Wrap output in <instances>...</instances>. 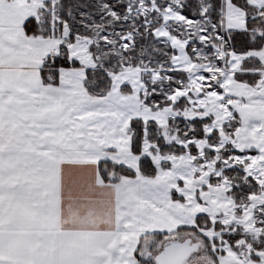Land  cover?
<instances>
[{"label": "snow or ice", "instance_id": "obj_1", "mask_svg": "<svg viewBox=\"0 0 264 264\" xmlns=\"http://www.w3.org/2000/svg\"><path fill=\"white\" fill-rule=\"evenodd\" d=\"M0 264H264V0H0Z\"/></svg>", "mask_w": 264, "mask_h": 264}]
</instances>
